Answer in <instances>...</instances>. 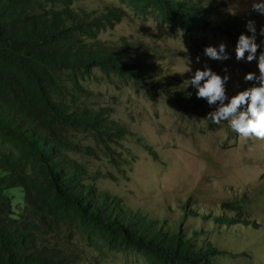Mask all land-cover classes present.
<instances>
[{"label":"trees","instance_id":"1","mask_svg":"<svg viewBox=\"0 0 264 264\" xmlns=\"http://www.w3.org/2000/svg\"><path fill=\"white\" fill-rule=\"evenodd\" d=\"M122 1L165 30H182L189 41L205 39L206 31L231 37L225 27L235 29L227 0ZM74 2L0 0V264H77L76 254L61 245L75 235L144 264H217L213 258L225 249L197 244L199 232L188 236L182 223H168L98 186L106 174L85 159L119 165L122 141L136 135L111 116L112 107L86 102L91 93L84 81L117 78L150 89L155 68L140 40L100 39L127 17L124 7L88 11ZM13 188L24 193L22 202ZM224 206L237 210L236 218L223 214L217 222L250 223L240 200Z\"/></svg>","mask_w":264,"mask_h":264},{"label":"rangeland","instance_id":"2","mask_svg":"<svg viewBox=\"0 0 264 264\" xmlns=\"http://www.w3.org/2000/svg\"><path fill=\"white\" fill-rule=\"evenodd\" d=\"M227 1L235 29H225L231 37L206 31L205 39L195 42L187 40L178 28L165 30L153 16L136 13L122 0H75V8L88 11L124 7L127 17L102 32L100 39L110 43H118L123 37L140 40L143 44L139 50L155 68V85L150 89L117 78L85 79L91 93L86 102L94 107H112L111 116L136 135L122 141L119 165L105 158L85 160L93 170L106 174L98 181L101 189L168 223H182L188 236L199 232L197 244L205 240L225 249L226 254L213 258L215 263L264 264V141L245 139L227 122L211 123L207 115L218 105H209L206 99L192 100L187 91L191 88L196 93L189 79L205 64L221 76L230 75L226 83L229 98L255 83L244 80L248 72L259 75L258 61H237L235 47L241 33L252 35L246 25L253 20L260 44L257 56L264 52V35L260 34L264 15L251 10L253 0ZM222 42L230 59L212 60L204 54L205 47L219 48ZM182 90L188 95H174ZM137 137L142 139L140 144ZM144 145L151 146L158 159ZM9 192L23 201L21 189ZM237 200L243 203L245 220L250 223L217 222L216 217L223 214L236 218L238 211L225 209L224 204ZM253 219L255 225H251ZM61 245L76 254L77 264H144L125 252L91 245L77 235L70 241L61 240Z\"/></svg>","mask_w":264,"mask_h":264},{"label":"clouds","instance_id":"3","mask_svg":"<svg viewBox=\"0 0 264 264\" xmlns=\"http://www.w3.org/2000/svg\"><path fill=\"white\" fill-rule=\"evenodd\" d=\"M251 10L264 15V0H253ZM246 27L252 35L240 34L235 47V56L237 61L245 59L249 63L258 61L259 75L256 72H248L244 76L246 82H255L251 87L229 98L226 93V83L230 75L221 76L207 64L202 69L197 68L189 81L190 86L197 90L195 93L197 99H206L209 105H218L214 111L208 113L206 119H210L215 125L227 122L233 131L245 139L255 138L264 141V52H260L257 56L260 44L256 42L255 21L249 20ZM260 34L264 35V28H261ZM226 49V43L222 42L219 48L205 47L204 54L212 60L223 61L230 59ZM200 59L197 56L196 62L199 63ZM225 72L227 73V69Z\"/></svg>","mask_w":264,"mask_h":264},{"label":"water","instance_id":"4","mask_svg":"<svg viewBox=\"0 0 264 264\" xmlns=\"http://www.w3.org/2000/svg\"><path fill=\"white\" fill-rule=\"evenodd\" d=\"M254 222H256V221H252V223H254Z\"/></svg>","mask_w":264,"mask_h":264}]
</instances>
